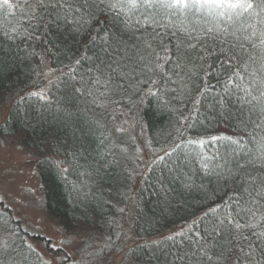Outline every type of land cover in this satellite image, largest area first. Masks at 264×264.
I'll return each mask as SVG.
<instances>
[{
    "label": "trees",
    "instance_id": "trees-1",
    "mask_svg": "<svg viewBox=\"0 0 264 264\" xmlns=\"http://www.w3.org/2000/svg\"><path fill=\"white\" fill-rule=\"evenodd\" d=\"M19 3L11 14L0 10V137L19 134L27 149L38 155L45 206L59 228L86 227L102 239L99 251L87 252L90 259L78 264H111L113 253L123 254L128 264H181L176 256L181 249L188 250L187 241L174 244L166 237L189 228L200 231V218L210 209L219 211L236 195L231 180L206 176L200 170L186 141L204 139L206 156L230 158L235 145L212 137L241 140L254 150L252 136L264 135V128L247 123L237 111L239 105L222 114L214 106L215 93L194 112L190 97L179 89L172 91L173 84L148 95L128 79L125 86L118 87L119 81L110 84L106 92L105 77L96 71V55H103L101 44L90 43L101 25L93 20L80 27L54 22L48 15L42 21L32 19L25 0ZM29 3L35 6V0ZM113 16L99 19L106 31L131 49V34ZM97 77L101 83L93 82ZM44 85L42 93L38 89ZM32 92L42 93L45 100L29 95ZM116 122L143 138L149 153L146 160L134 135L114 131ZM107 132L111 143L119 145L112 154L100 144L101 133ZM181 141L185 143L172 157L158 158ZM3 207L0 199V235L12 246L11 254L23 252L26 264H43L36 247L31 245L33 251H28L30 244L19 221ZM130 232L139 239L136 244H129ZM92 239L85 237L81 251L93 244ZM0 264L11 261L0 258Z\"/></svg>",
    "mask_w": 264,
    "mask_h": 264
},
{
    "label": "snow or ice",
    "instance_id": "snow-or-ice-1",
    "mask_svg": "<svg viewBox=\"0 0 264 264\" xmlns=\"http://www.w3.org/2000/svg\"><path fill=\"white\" fill-rule=\"evenodd\" d=\"M25 5L32 19L42 21L48 15L54 22L63 20L80 27L93 20L101 25L90 43L95 45L99 40L101 44L103 55H96V71L105 77L106 92L110 84L119 81L118 87L125 86L128 79H134L140 86L138 91L146 89L148 95H156L166 83L173 84L176 88L172 91L179 89L190 97L194 112L215 93L214 106L222 114L239 105L237 111L247 117V123L264 128V0H35L34 7L25 0ZM19 7V0H0V10L9 14ZM113 14L131 34V49L122 38L106 31L99 19ZM212 79L217 81L215 85ZM93 82L101 80L97 77ZM29 95L45 100L40 92ZM114 131L123 134L126 129L119 126ZM101 135L100 144L109 154L119 148L111 143V132ZM211 139L231 141L235 147L230 158L206 156L203 149L208 141L204 139H188L186 144L191 146L200 170L206 176L231 180L236 195L219 211L205 213L198 221L203 225L200 231L189 228L166 239L181 245L187 241L188 250L181 249L176 256L181 264H225L229 260L233 264H262L264 135L252 136L254 150L230 137ZM184 143L175 144L158 158L172 157ZM11 247L7 239L0 238V258L26 264L28 257L23 252L12 255ZM27 249L33 251L31 245Z\"/></svg>",
    "mask_w": 264,
    "mask_h": 264
},
{
    "label": "rangeland",
    "instance_id": "rangeland-1",
    "mask_svg": "<svg viewBox=\"0 0 264 264\" xmlns=\"http://www.w3.org/2000/svg\"><path fill=\"white\" fill-rule=\"evenodd\" d=\"M49 73H51L50 70ZM46 87L47 85H44L38 90L45 93ZM3 117L4 114H2ZM123 120L124 118L119 122ZM119 126L123 125L118 122L114 124V128ZM128 131L137 138L141 147V157L146 160L149 153H147L143 138L137 135L130 126ZM37 159L38 155L27 149L19 134L0 137V199L3 201V208L10 210L19 221L26 232L27 243L40 251L43 264H67L68 261V263L76 264L87 262L90 259L87 252L99 251L100 243L103 241L99 240L96 235L92 236L86 227L71 231L59 228L58 221L48 213L45 206L44 191L37 170ZM85 237L93 238L94 242L83 252L81 246L86 245ZM0 238L3 237L0 235ZM138 241L139 239L130 232L129 244L133 245ZM126 262L123 254H112L111 264H128Z\"/></svg>",
    "mask_w": 264,
    "mask_h": 264
}]
</instances>
